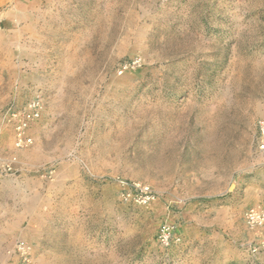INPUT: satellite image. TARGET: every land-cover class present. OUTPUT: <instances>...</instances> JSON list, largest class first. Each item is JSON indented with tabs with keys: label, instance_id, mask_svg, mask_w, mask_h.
Returning a JSON list of instances; mask_svg holds the SVG:
<instances>
[{
	"label": "rangeland",
	"instance_id": "rangeland-1",
	"mask_svg": "<svg viewBox=\"0 0 264 264\" xmlns=\"http://www.w3.org/2000/svg\"><path fill=\"white\" fill-rule=\"evenodd\" d=\"M263 128L264 0H0V264H264Z\"/></svg>",
	"mask_w": 264,
	"mask_h": 264
},
{
	"label": "built area",
	"instance_id": "built-area-1",
	"mask_svg": "<svg viewBox=\"0 0 264 264\" xmlns=\"http://www.w3.org/2000/svg\"><path fill=\"white\" fill-rule=\"evenodd\" d=\"M39 116V106L37 103L30 105L29 119H36ZM26 128V123L19 126V135L17 145H29L31 139L23 136V130ZM259 150L264 151V128L262 130V138L259 143ZM134 194L137 202L146 204L154 199V193L148 186L136 185ZM246 220L250 226L259 227L263 229L264 238V209L257 207L251 208L246 212ZM158 239L161 245L168 246L172 240V228L168 224H163L159 229ZM256 252V248H252V253Z\"/></svg>",
	"mask_w": 264,
	"mask_h": 264
},
{
	"label": "bare ground",
	"instance_id": "bare-ground-1",
	"mask_svg": "<svg viewBox=\"0 0 264 264\" xmlns=\"http://www.w3.org/2000/svg\"><path fill=\"white\" fill-rule=\"evenodd\" d=\"M21 146V145H20Z\"/></svg>",
	"mask_w": 264,
	"mask_h": 264
}]
</instances>
